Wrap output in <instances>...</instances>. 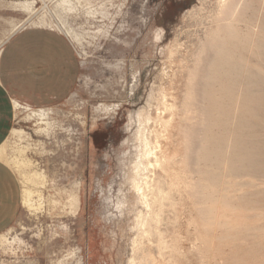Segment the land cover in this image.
Here are the masks:
<instances>
[{
	"label": "rangeland",
	"instance_id": "374dc122",
	"mask_svg": "<svg viewBox=\"0 0 264 264\" xmlns=\"http://www.w3.org/2000/svg\"><path fill=\"white\" fill-rule=\"evenodd\" d=\"M90 1V9H104L105 14L89 16L86 6L68 17L81 36V45L71 41L78 66L73 91L62 99L30 105L51 108L47 124L26 120L29 112L15 108L14 126L24 127L28 135L23 141L11 139L6 148L10 152L25 147L34 169L45 170L50 183L44 189V211L33 215L23 206L13 225L10 235L20 233L24 243L15 245V253L0 250V260L8 264H129L136 213L122 212L119 201L122 192L129 200L132 196L125 174L130 152L135 151L138 112L165 71L172 72L168 47L178 41L182 51L195 50L205 37L207 25H199V16L191 14L201 0ZM53 6L54 1H41L39 14L52 17ZM25 18L19 12L0 11V44ZM28 29L34 28L23 30ZM248 57L255 70L257 56ZM232 112L231 121L237 120ZM213 131L217 134L219 128ZM199 166V178L213 171L205 161ZM77 180L82 182V204L74 215L66 205L65 189ZM233 184L235 227L207 232L199 213V239L208 243L199 242V256L189 252L184 264H264V174H236ZM182 210L180 231L190 250L195 230L188 221L197 211L190 200ZM167 216L172 224L177 222L173 212Z\"/></svg>",
	"mask_w": 264,
	"mask_h": 264
},
{
	"label": "bare ground",
	"instance_id": "6f19581e",
	"mask_svg": "<svg viewBox=\"0 0 264 264\" xmlns=\"http://www.w3.org/2000/svg\"><path fill=\"white\" fill-rule=\"evenodd\" d=\"M41 1L47 0H0V10L26 16L7 32L0 54L9 38L29 27L57 31L81 45V36L68 17L86 6L89 16L105 14L104 9H90V0H50L54 1V14L48 17L39 14ZM208 2L201 0V6L191 11L199 16V25H207L205 37L195 50L182 51L178 41L168 47L172 72L165 71L137 115L135 151L130 152L125 174L132 196L129 200L122 192L119 201L122 212L136 213L129 264H184L189 252L199 256V242L208 243L199 239V213L207 232L233 229L235 205L230 199L234 175L249 170L264 174V0H212L207 6ZM250 53L258 58L255 70L250 66ZM15 108L29 112L26 120L48 123L51 108H32L17 100ZM232 111L237 120L231 121ZM12 127L0 146V158L19 177L23 206L34 215L46 205L44 189L50 178L45 170L34 169L36 163L25 147L7 150L11 139L28 135L24 127ZM215 127L219 128L217 134ZM201 161L214 171L204 178H199ZM81 192L78 180L65 189L66 205L74 215L81 208ZM188 200L197 211L188 221L195 230L190 250L180 231L181 212ZM172 212L177 215L174 224L167 216ZM12 231L13 226L0 234L4 253H15V245L24 243L20 233L10 235ZM0 264L8 263L4 259Z\"/></svg>",
	"mask_w": 264,
	"mask_h": 264
},
{
	"label": "crops",
	"instance_id": "0c3cea01",
	"mask_svg": "<svg viewBox=\"0 0 264 264\" xmlns=\"http://www.w3.org/2000/svg\"><path fill=\"white\" fill-rule=\"evenodd\" d=\"M77 70L75 46L57 31L34 28L9 38L0 54V146L14 126L16 100L40 106L62 99L75 88ZM22 197L19 177L0 158V234L20 218Z\"/></svg>",
	"mask_w": 264,
	"mask_h": 264
}]
</instances>
